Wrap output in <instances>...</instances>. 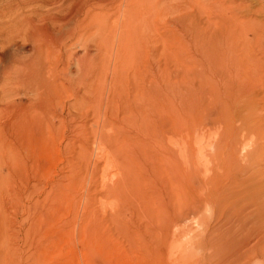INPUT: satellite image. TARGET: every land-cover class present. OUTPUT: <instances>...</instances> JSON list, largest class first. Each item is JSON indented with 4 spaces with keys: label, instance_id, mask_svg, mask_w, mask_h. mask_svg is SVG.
Returning <instances> with one entry per match:
<instances>
[{
    "label": "rangeland",
    "instance_id": "obj_1",
    "mask_svg": "<svg viewBox=\"0 0 264 264\" xmlns=\"http://www.w3.org/2000/svg\"><path fill=\"white\" fill-rule=\"evenodd\" d=\"M114 16L110 21L119 19ZM223 17L243 22L245 28L254 26L252 32L264 39V0H148L149 24L147 29L140 25L146 39L144 55L139 59L136 53L104 52L100 118L77 113L80 102L67 99L72 115L66 118V129L57 128L45 137L18 134L25 142L19 146L25 162L20 182L8 175L5 151L0 150V229L5 230L0 234V264H264L259 243L264 224L258 226L264 220L263 160L241 168L245 165L237 163L238 154L227 147L216 152V140L222 138L221 145L227 140L219 136L225 127L209 122L199 129L203 135H196L197 118L188 128L180 116V73L185 67L181 43L189 34L184 26L198 27ZM79 47L68 45L67 55L83 54ZM260 96L261 91L258 104ZM52 120L59 125V116ZM213 132L218 134L209 138ZM199 136L203 138L198 163L193 139ZM12 137L2 134L0 146ZM223 157L227 163L220 162ZM256 171L258 175H252ZM117 181L116 188H106ZM6 193L18 195L21 203L9 201ZM208 199L210 215L204 212ZM171 241L176 248H171Z\"/></svg>",
    "mask_w": 264,
    "mask_h": 264
},
{
    "label": "bare ground",
    "instance_id": "obj_2",
    "mask_svg": "<svg viewBox=\"0 0 264 264\" xmlns=\"http://www.w3.org/2000/svg\"><path fill=\"white\" fill-rule=\"evenodd\" d=\"M118 2L119 4L115 5ZM117 14L119 19L115 17ZM113 16L115 20L110 21ZM116 19L120 23H117ZM210 21L207 20L206 22L208 23L206 25L200 24L198 27L192 25L184 26L189 34L181 43V55L185 58V67L182 68L180 73L182 83L181 95L179 94L182 99V102L180 101V104H182V115L180 113V116H182L181 119H183L184 124L188 128L189 125H192L190 122L197 118L198 122L195 124L191 122L195 131H197L196 135H203V133H198L199 129L209 122L217 123L221 129L225 127L219 136L224 134L223 139L227 140H224L225 143L222 142L224 145H221L220 139L222 138L219 141L216 140L218 142L216 144L218 151L216 152H219L222 147H227L233 154L240 156V161H237V163L245 165L241 168L244 169L251 165L253 167V164L259 159L264 162V39H259L260 37H256L254 34L256 32H252L251 29L254 26L251 29L245 28L247 25L244 26L243 22L226 21L225 17H223L222 21L217 19L215 22L212 21V23ZM147 22H149L148 0H0V136L4 133L13 136L11 140L5 139L2 141L0 150L2 152L5 151V154L0 153L6 155L5 159L3 158L4 161L6 160L5 167L12 179L16 178L17 182H20L23 179L21 174L24 173L25 162L19 146L25 142L22 138H19L18 134L31 133L45 137L47 134L53 133L57 128L66 129L68 127L66 118L72 115L69 106L66 105L67 99L80 102L77 113L84 116L88 114H92L94 117L99 116L104 104V52L112 53L115 51L116 54H114L116 56L136 53L140 59L144 55L146 48V39L142 35L140 25L147 29L146 25L149 24ZM68 45L82 47L84 50L83 54L79 55L76 52H72L67 55ZM256 50L257 52L255 53ZM256 54H259V56ZM72 65L74 69L71 70L70 67ZM255 82H258V88H260L256 87L255 89L261 91V96L260 98L258 97L260 105L256 103V96H259L260 91H254L255 89L252 88ZM58 116L60 117L59 125H56L52 118ZM162 120H160L161 124H163ZM165 120L167 119L163 121L165 122ZM236 122L237 124H235ZM150 124L153 125L152 122ZM157 130L159 129L157 128ZM215 134L218 133L209 134V138H213ZM162 138L165 137L162 136ZM202 138L203 136H199L193 139L196 148V161L200 160L197 159V156L201 153L200 143ZM252 140H254L255 144L252 143ZM258 150H261L259 157L255 155ZM190 154L191 152L189 151L188 155ZM188 159L191 158L189 157ZM220 159V162L227 163L225 157ZM187 161L185 160V163ZM190 167L187 168L189 169ZM262 167L264 169V165ZM160 171L162 170L160 169ZM232 172L235 173V171ZM247 172L245 173H247L248 177L251 171ZM234 173L230 174L233 177L235 175L236 177L238 176V179L240 174ZM256 174L258 175L257 171L252 175ZM259 176L261 178V175ZM245 178L246 176L244 181H246ZM164 180L166 181V179ZM233 181H235L234 178ZM6 183H11V180L6 179ZM117 185L118 181L111 182L106 188L111 189ZM167 188L170 189L169 187ZM5 196H8L9 201L14 200L17 205L21 203L22 198L16 194L6 193ZM208 198H211V195ZM263 203L262 207H264ZM1 204L3 205L2 199H0ZM204 212L210 215L211 202L209 199L206 202ZM251 221L250 223H253ZM263 221L261 224L257 221L259 228L264 224ZM255 229L257 230L258 227ZM2 230L4 229H0V234ZM251 230L253 229L251 228ZM262 230L264 231L263 228ZM245 231L247 232L246 229ZM228 233L230 234L231 232L228 231L226 234ZM260 234L264 236L261 232ZM251 237L252 235L248 238L252 239L253 237ZM168 240L167 238V243ZM224 240L226 241V239ZM245 241L251 242L249 239ZM171 242V248L175 247V241ZM242 242L244 241L242 240ZM259 243H262L260 246L263 245L261 249L264 253V237L262 242ZM224 244L223 246H226V243ZM166 245L165 249L167 248ZM249 247L247 248L249 249ZM162 248H159L160 250L157 249L161 252ZM159 251L154 250L153 252L159 253ZM255 251L257 252V250ZM262 259L260 258V261L263 263L264 259Z\"/></svg>",
    "mask_w": 264,
    "mask_h": 264
},
{
    "label": "crops",
    "instance_id": "obj_3",
    "mask_svg": "<svg viewBox=\"0 0 264 264\" xmlns=\"http://www.w3.org/2000/svg\"><path fill=\"white\" fill-rule=\"evenodd\" d=\"M208 166H209V165H208ZM208 166H207V167H208ZM210 166H211V165H210Z\"/></svg>",
    "mask_w": 264,
    "mask_h": 264
}]
</instances>
